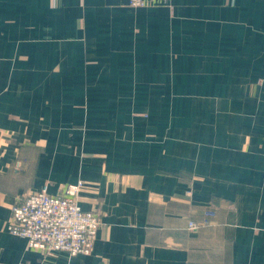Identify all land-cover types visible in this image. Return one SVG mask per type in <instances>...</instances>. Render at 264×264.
<instances>
[{
    "label": "crops",
    "instance_id": "1",
    "mask_svg": "<svg viewBox=\"0 0 264 264\" xmlns=\"http://www.w3.org/2000/svg\"><path fill=\"white\" fill-rule=\"evenodd\" d=\"M78 180L89 254L8 231ZM0 264H264V0H0Z\"/></svg>",
    "mask_w": 264,
    "mask_h": 264
},
{
    "label": "built area",
    "instance_id": "2",
    "mask_svg": "<svg viewBox=\"0 0 264 264\" xmlns=\"http://www.w3.org/2000/svg\"><path fill=\"white\" fill-rule=\"evenodd\" d=\"M132 6H142L147 0H129ZM83 181L66 184L55 194L41 189L19 195L11 205L7 222L10 233L26 239L27 246L42 253L64 251L70 256L91 252L100 226L98 213L83 209L79 192ZM194 221L188 228L197 229Z\"/></svg>",
    "mask_w": 264,
    "mask_h": 264
}]
</instances>
